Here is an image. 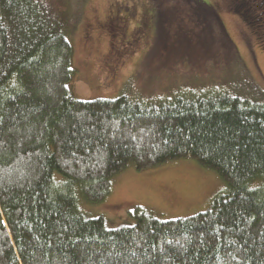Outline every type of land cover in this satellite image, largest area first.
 I'll list each match as a JSON object with an SVG mask.
<instances>
[{"label":"trees","instance_id":"trees-1","mask_svg":"<svg viewBox=\"0 0 264 264\" xmlns=\"http://www.w3.org/2000/svg\"><path fill=\"white\" fill-rule=\"evenodd\" d=\"M152 1L155 51L166 6L198 28V69L210 76L79 101L67 90L72 47L56 6L0 0V264H264V90L214 5ZM251 2L235 12L250 27ZM186 158L224 183L203 213L160 221L138 211L134 224L109 229L81 210L129 167Z\"/></svg>","mask_w":264,"mask_h":264},{"label":"rangeland","instance_id":"rangeland-1","mask_svg":"<svg viewBox=\"0 0 264 264\" xmlns=\"http://www.w3.org/2000/svg\"><path fill=\"white\" fill-rule=\"evenodd\" d=\"M50 1L65 21L72 47L74 75L67 90L75 100H113L132 87L146 96L210 76L206 66L198 69L199 30L182 13L164 7L165 45L155 51L159 17L152 0ZM203 1L219 11L248 73L264 90V0H250V20L256 23L251 27L235 13L244 0ZM223 188L215 171L179 159L140 172L129 167L111 179L103 202H82L81 210L102 218L109 229L134 224L138 211L160 221L186 219L207 211Z\"/></svg>","mask_w":264,"mask_h":264}]
</instances>
